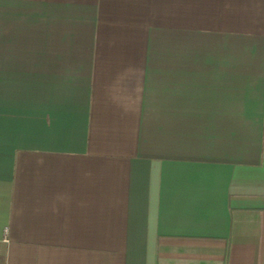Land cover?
Instances as JSON below:
<instances>
[{"label":"crops","instance_id":"1","mask_svg":"<svg viewBox=\"0 0 264 264\" xmlns=\"http://www.w3.org/2000/svg\"><path fill=\"white\" fill-rule=\"evenodd\" d=\"M0 264H264V0H0Z\"/></svg>","mask_w":264,"mask_h":264}]
</instances>
